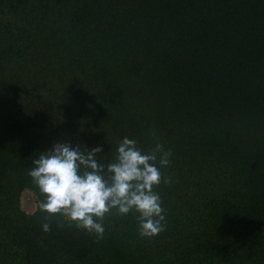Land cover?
Listing matches in <instances>:
<instances>
[{
  "label": "trees",
  "instance_id": "trees-1",
  "mask_svg": "<svg viewBox=\"0 0 264 264\" xmlns=\"http://www.w3.org/2000/svg\"><path fill=\"white\" fill-rule=\"evenodd\" d=\"M125 136L172 152L166 231L45 233L39 154ZM0 264H264V0H0Z\"/></svg>",
  "mask_w": 264,
  "mask_h": 264
},
{
  "label": "clouds",
  "instance_id": "clouds-1",
  "mask_svg": "<svg viewBox=\"0 0 264 264\" xmlns=\"http://www.w3.org/2000/svg\"><path fill=\"white\" fill-rule=\"evenodd\" d=\"M102 152L101 146L89 150L57 141L52 150L39 154L27 175L44 197L38 203L47 214L42 230L50 232L53 220L63 227V220L102 240L106 217L136 213L141 238L152 240L166 231V210L157 188L173 183L162 171L170 166L172 152L161 142L145 151L127 136L110 159Z\"/></svg>",
  "mask_w": 264,
  "mask_h": 264
},
{
  "label": "rangeland",
  "instance_id": "rangeland-1",
  "mask_svg": "<svg viewBox=\"0 0 264 264\" xmlns=\"http://www.w3.org/2000/svg\"><path fill=\"white\" fill-rule=\"evenodd\" d=\"M22 207L29 213L35 212L37 209L36 196L31 191H26L22 196Z\"/></svg>",
  "mask_w": 264,
  "mask_h": 264
}]
</instances>
